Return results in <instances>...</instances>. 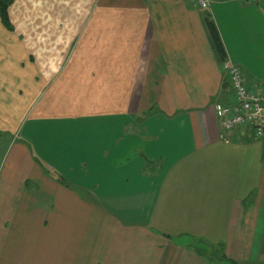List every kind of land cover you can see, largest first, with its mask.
<instances>
[{"label": "crops", "instance_id": "crops-1", "mask_svg": "<svg viewBox=\"0 0 264 264\" xmlns=\"http://www.w3.org/2000/svg\"><path fill=\"white\" fill-rule=\"evenodd\" d=\"M207 16L245 84L264 85V0H15L0 264L264 261V138L219 126L233 92Z\"/></svg>", "mask_w": 264, "mask_h": 264}, {"label": "built area", "instance_id": "built-area-1", "mask_svg": "<svg viewBox=\"0 0 264 264\" xmlns=\"http://www.w3.org/2000/svg\"><path fill=\"white\" fill-rule=\"evenodd\" d=\"M191 1L201 10L210 6V0ZM221 70L233 92V103L214 106L221 130L236 132L245 129L253 140L264 138V85L247 86L241 69L228 58L221 64Z\"/></svg>", "mask_w": 264, "mask_h": 264}, {"label": "trees", "instance_id": "trees-1", "mask_svg": "<svg viewBox=\"0 0 264 264\" xmlns=\"http://www.w3.org/2000/svg\"><path fill=\"white\" fill-rule=\"evenodd\" d=\"M14 3H15V0H0V19H1L3 26L8 31H12V25H11L10 18H9V9ZM204 25L209 35V39L211 41L215 54L218 58V61L220 62V64H222L227 57H226L225 48H224L221 36L219 34V31L215 23L209 16L205 18ZM216 253L218 252L216 251ZM230 263L235 264L232 262Z\"/></svg>", "mask_w": 264, "mask_h": 264}, {"label": "rangeland", "instance_id": "rangeland-1", "mask_svg": "<svg viewBox=\"0 0 264 264\" xmlns=\"http://www.w3.org/2000/svg\"><path fill=\"white\" fill-rule=\"evenodd\" d=\"M210 1H211V0H210ZM9 11H10V9H9ZM24 51L27 52V53L29 52L27 48H25ZM92 178H93V177H89V178H87V179H88V182H89V183H87L88 186H90V184H91L90 182H92V181H91ZM88 186H87V187H88ZM91 191L93 192V190H91ZM203 250H204V249H203ZM204 251H205L204 254L207 255V256L209 257V259H211V260H212V259L214 260V258H216V260L219 259V257H218L219 255L216 253V251L214 252V251H212V250H210V249H208V250H204ZM261 264H264V261H263Z\"/></svg>", "mask_w": 264, "mask_h": 264}]
</instances>
